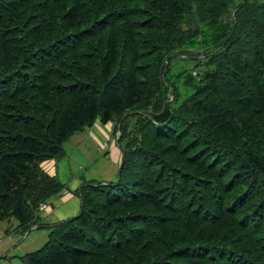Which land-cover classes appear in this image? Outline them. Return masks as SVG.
I'll use <instances>...</instances> for the list:
<instances>
[{
	"label": "trees",
	"instance_id": "obj_1",
	"mask_svg": "<svg viewBox=\"0 0 264 264\" xmlns=\"http://www.w3.org/2000/svg\"><path fill=\"white\" fill-rule=\"evenodd\" d=\"M235 1L0 0V224L47 232L20 264H264V3ZM98 120L121 123L119 177L50 225L42 165Z\"/></svg>",
	"mask_w": 264,
	"mask_h": 264
},
{
	"label": "crops",
	"instance_id": "obj_2",
	"mask_svg": "<svg viewBox=\"0 0 264 264\" xmlns=\"http://www.w3.org/2000/svg\"><path fill=\"white\" fill-rule=\"evenodd\" d=\"M117 136L118 130L113 123L102 125L98 120L91 128L69 138L66 143L68 146L61 160L47 161L42 165L46 174L59 180L64 186V191L50 201V209L47 212H42L40 219L54 225L73 218L80 211L79 191L82 188L91 182L108 184L116 181L122 158L116 141ZM105 143L107 147L104 149L103 144ZM66 153H71V158L66 157ZM41 229H45V227L43 226ZM44 234L45 240L39 245L40 247L33 251H27L24 255L34 253L45 245L47 242L45 230ZM18 235L20 236L17 237ZM24 235L16 220L10 219L2 222L0 224V259L6 256L8 250L5 247L6 239L14 236L21 239V236L24 237ZM17 238H13V241L17 242ZM41 240L42 238H36V241ZM24 244H26L24 240L21 241L20 245ZM17 249L20 250L22 247H17Z\"/></svg>",
	"mask_w": 264,
	"mask_h": 264
},
{
	"label": "rangeland",
	"instance_id": "obj_3",
	"mask_svg": "<svg viewBox=\"0 0 264 264\" xmlns=\"http://www.w3.org/2000/svg\"><path fill=\"white\" fill-rule=\"evenodd\" d=\"M254 1L258 4L264 3V0H254ZM235 2L237 6L240 3V0H236ZM233 14H234V9L231 11V15ZM202 31H203V35L209 38H212V36L214 38H217L219 35L211 27H205ZM198 43H200V40H198ZM209 47H210L209 49H212L213 45H210ZM209 49L200 48L198 53L200 54L201 57H203L204 54H206L208 52L207 50ZM194 58L195 57H193L192 52L185 48L184 50H182L179 56L173 57V60L171 61L168 79L170 77L172 79V76H175V75H181V76H178V79H174L172 81L175 84V86L178 87L179 93L182 94L183 98L191 94V90L186 89V87H184V85L187 84L190 80V77H188V75L192 77L193 74H196V75L198 74V76H200L201 74L200 73L201 69H198V68L194 69V65H195V63L193 62ZM184 74H187V75L185 76ZM189 86L193 88L191 85ZM181 90H183V92ZM179 97L181 100V96ZM66 143L63 146L64 151L68 146V144L66 145ZM65 155L68 158H71L72 156L71 153H66ZM44 225H47V224H44ZM44 230L45 229L40 228V230H34L31 232V234H28V235L26 232L24 237L21 236V239L17 238L20 235H18L17 237L14 236L12 238L4 237L5 239L7 238L5 247H7L8 250L6 252V256L1 257L0 264H20V258L23 257L25 252L38 249L40 247L39 245H41V243L45 240ZM15 237L18 239L17 242L13 241V238L16 239ZM36 238H42V240L36 241ZM23 240H24V243L26 244L20 245L21 241ZM17 247H22V249L19 250L17 249Z\"/></svg>",
	"mask_w": 264,
	"mask_h": 264
},
{
	"label": "water",
	"instance_id": "obj_4",
	"mask_svg": "<svg viewBox=\"0 0 264 264\" xmlns=\"http://www.w3.org/2000/svg\"><path fill=\"white\" fill-rule=\"evenodd\" d=\"M166 66H167V63H166ZM163 77H164V74H163ZM120 126H121V123L119 124V126H118V128H117V130H118V137L120 136ZM116 141H117V143H118V138L116 139ZM118 177H119V174H118ZM81 191V190H80ZM79 191V192H80ZM79 201H80V204H81V207H82V201H81V197L79 196ZM78 215H80V211L78 212V214L76 215V216H74V217H77ZM73 217V218H74ZM73 218H70V219H68L67 221H71ZM41 227H39V226H35V227H33V228H31L28 232H27V235L28 234H30V232H32L33 230H39Z\"/></svg>",
	"mask_w": 264,
	"mask_h": 264
},
{
	"label": "built area",
	"instance_id": "obj_5",
	"mask_svg": "<svg viewBox=\"0 0 264 264\" xmlns=\"http://www.w3.org/2000/svg\"><path fill=\"white\" fill-rule=\"evenodd\" d=\"M106 147H107V145L103 144V148L105 149ZM49 209H50L49 208V203L41 204L40 207H39V212H47Z\"/></svg>",
	"mask_w": 264,
	"mask_h": 264
},
{
	"label": "clouds",
	"instance_id": "obj_6",
	"mask_svg": "<svg viewBox=\"0 0 264 264\" xmlns=\"http://www.w3.org/2000/svg\"><path fill=\"white\" fill-rule=\"evenodd\" d=\"M194 75V74H193ZM196 75V74H195ZM117 138H118V136H117ZM116 138V139H117ZM106 144V143H105ZM107 145V144H106ZM86 187V186H85ZM63 192V191H62ZM49 207H50V202H49ZM80 208H81V205H80ZM42 212H40V214H41Z\"/></svg>",
	"mask_w": 264,
	"mask_h": 264
}]
</instances>
